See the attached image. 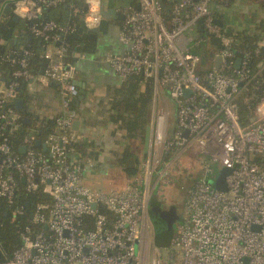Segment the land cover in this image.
<instances>
[{
	"label": "built area",
	"instance_id": "2783aa9c",
	"mask_svg": "<svg viewBox=\"0 0 264 264\" xmlns=\"http://www.w3.org/2000/svg\"><path fill=\"white\" fill-rule=\"evenodd\" d=\"M166 1L171 4L167 20L161 0H134L116 8L123 17L117 39L124 50L104 57L121 81L140 75L143 83H153L149 151L140 172L120 190L90 189L84 183L88 161L72 148L78 143V115L71 103L79 90L76 66L65 61L63 37L74 34L75 27L52 21L31 27L34 37L55 50L54 58L43 53L46 66L38 74L29 72L28 52L22 58L6 55L5 61L19 68L8 83L0 75V199L11 204L21 180L26 192L41 191L52 204L46 214L37 208L31 219L38 228L23 230L21 247L4 264H264V110L241 127L233 104L254 76L246 61L239 59L235 67L231 40L213 22L212 0ZM64 2L18 0L12 13L19 20H38L45 9ZM21 4L28 9L23 15L17 12ZM82 5L83 10L70 5L72 13L86 28H96L101 0H83ZM199 32L221 45L208 60L195 52L203 43ZM19 78L29 82L28 91L55 84L60 102L52 132L42 143L45 151L35 150L30 137L20 146L22 156L9 143L22 120L10 106ZM169 100L175 107L172 128ZM183 169L197 177L168 245L158 246L149 219L152 193ZM223 169L229 171L224 192L214 186Z\"/></svg>",
	"mask_w": 264,
	"mask_h": 264
},
{
	"label": "trees",
	"instance_id": "16d2710c",
	"mask_svg": "<svg viewBox=\"0 0 264 264\" xmlns=\"http://www.w3.org/2000/svg\"><path fill=\"white\" fill-rule=\"evenodd\" d=\"M6 1L10 0H0V8ZM15 1L8 3L11 9H13ZM103 1L105 0H101V2ZM82 2L83 0H66V2L55 7L45 9L43 15L38 20L33 21L19 20L14 22L12 20L14 16L12 12L3 14L0 11V75L4 83L11 81L10 74L19 68L17 65H10L5 61L8 52H13V56L11 55L13 58H22L24 57L23 52H28L27 60L31 64L29 72L33 75L40 73L41 64L45 62L42 58L43 51L48 46V43L43 38L34 37L30 30L31 27L52 21L63 27L74 26L78 30L80 20L77 15L72 13L70 5H76L80 10H83ZM161 2L163 14L167 20L169 19L171 4L166 0H161ZM237 3L252 5L261 3V7L264 8V4L260 0H212L210 5L212 17L221 19L222 9L232 7ZM55 11L60 12L59 16L55 15ZM117 24L121 25V21H118ZM15 29L19 35L16 42L12 43L8 34L10 30ZM199 33L203 43L195 52L200 54L203 60H208L216 49L221 48V45L216 37L204 32ZM224 34L231 40L230 48L235 53V58L246 61L250 75L254 76L248 84H244L240 88V93L236 97L237 99L241 94H245V101L238 107L240 126L245 127L249 123L250 118H259L264 110L263 101L261 100L264 97V46L260 45V39L264 35V21L256 24L254 32L227 33L224 28ZM63 40L68 46L65 61L73 65H75V56L91 53L94 50V42L76 40L71 33L65 34ZM245 55H247L246 58L244 57ZM16 82L14 102L10 106L21 115L22 120L20 121L19 129L9 136V143L14 153L22 156L20 146H22L26 138L34 137L36 140L35 150L42 152V143L52 132L55 116L44 117L40 113L41 103L44 100L43 89L38 88L35 92L36 94H31L28 92V81L19 78L16 79ZM49 87L55 89V95L59 98L58 87L55 84H51ZM119 94L120 96L114 102L113 108L117 111L116 121L119 122V127L127 139V146L115 161L120 167L122 174L128 180L134 178L141 169V154L137 156L132 152V144L135 141L139 145L142 143L145 129L149 125L153 83L151 81L143 83L140 75H130L122 81ZM17 100L23 102L21 110L15 108L14 103ZM71 106L75 110L73 103H71ZM25 118L29 119L27 123L24 122ZM37 141L40 143L39 146L36 145ZM72 148L81 157L84 155V147L81 143L74 144ZM142 156L144 158V154ZM51 204L52 198L41 191L26 192L21 180L18 182L11 204L0 199V264L10 260L13 253L21 247V234L25 228H38L37 225L32 223L31 219L37 208L43 207L40 212L46 214ZM152 204H154V201ZM16 210L21 211V213L12 216V212ZM102 212L105 213L104 210Z\"/></svg>",
	"mask_w": 264,
	"mask_h": 264
},
{
	"label": "crops",
	"instance_id": "0c3cea01",
	"mask_svg": "<svg viewBox=\"0 0 264 264\" xmlns=\"http://www.w3.org/2000/svg\"><path fill=\"white\" fill-rule=\"evenodd\" d=\"M14 1H6L1 6L0 11L3 13L4 7L9 6L8 3ZM102 6L117 8L116 3L111 0L103 1ZM54 13L56 16L60 14L59 11ZM220 20L229 32H254L256 24L264 21V8L258 4L237 3L232 7L222 9ZM118 21L109 22L106 34L100 33L95 40H87L94 42L95 45L91 53L81 54L74 58L76 66L75 81L83 86L77 87L79 90L78 96L85 92L83 99L79 100L77 104L73 103L78 115L74 130L78 142L84 147L82 158L88 161L84 183L90 189L99 192H107L110 189L120 190L127 180L115 161L127 146V139L119 127V122L116 121L117 111L113 108L114 102L120 96L122 81L104 62V57L107 54H121L124 50L117 39L120 27L117 24ZM18 35L16 29L12 30L9 36L10 41L15 43ZM260 45L264 46V35L260 39ZM43 52L49 53L53 58L55 57L54 48L46 47ZM45 66L46 61L41 64L40 69ZM29 88L30 91L28 92L31 94L38 89L34 85ZM43 98L40 113L44 117L57 115L60 102L55 95V89L52 87L43 89ZM151 113L152 104L150 120ZM132 152L137 156L141 154V166L144 159L143 152L136 141L132 144Z\"/></svg>",
	"mask_w": 264,
	"mask_h": 264
},
{
	"label": "water",
	"instance_id": "95a60500",
	"mask_svg": "<svg viewBox=\"0 0 264 264\" xmlns=\"http://www.w3.org/2000/svg\"><path fill=\"white\" fill-rule=\"evenodd\" d=\"M100 16H101V22L99 23V25L96 28L93 29H88L86 28L85 24L83 23V21L81 20L79 22V28L78 30L73 34L74 39H83V40H95L98 34H106L109 28V22L110 21H114V20H119L121 21L123 19V17L117 13L116 9L114 7H104L101 6L100 7ZM11 13V8L9 6H5L3 9V14H9ZM12 20L14 22H18L19 19L17 16H13ZM216 25L223 27L224 24L220 19H214L213 21ZM199 24H201V21H199ZM200 30H201V26H200ZM227 33H229V30H226ZM12 33V30L9 31L8 36H10ZM220 63V60L217 59L216 61V65L218 66ZM240 65V60L237 59L235 62V67L238 68ZM75 85L77 87H83L79 82H74ZM241 87V85H240ZM185 94H188V91L185 92ZM85 95V92H82V94L80 96H78L77 98H73L72 99V103L77 104L79 100L83 99ZM15 108L17 110H21L23 107V102L21 100H17L15 101ZM29 121L28 118L24 119V122L27 123ZM77 125V123L74 124V127ZM150 140H151V127L150 125H148L145 129L144 132V136H143V141H142V152L144 155H147L148 151H149V147H150ZM36 145L39 146L40 143L37 141ZM42 149L43 151H45V146L42 145ZM20 151L23 153L24 152V147L20 148ZM229 173V171L227 170H221L219 172V176L216 179L214 186L217 190L220 191H226V185H225V177L227 176V174ZM155 206V208L153 209V212L149 213L150 215V222L152 224V227L154 229V233L155 232H159V231H171V225H170V216H175L174 211L172 206H170L169 210H167V208L163 207L160 209L159 204L158 203H154L153 204ZM153 206V207H154ZM92 208H95V205L92 206ZM155 211V213H154ZM172 234V233H171Z\"/></svg>",
	"mask_w": 264,
	"mask_h": 264
},
{
	"label": "rangeland",
	"instance_id": "374dc122",
	"mask_svg": "<svg viewBox=\"0 0 264 264\" xmlns=\"http://www.w3.org/2000/svg\"><path fill=\"white\" fill-rule=\"evenodd\" d=\"M111 1H114L116 3L117 8L126 6L130 2H132V0H111ZM260 1H262L264 4V0H260ZM259 5H261V3ZM244 101H245V94H241L240 97H238L237 99L233 101V104L236 105L237 112H238V107L241 106V104ZM168 102H169V111H170V125L172 128L175 122V107L172 101L169 100ZM142 146L143 144L141 143L140 144L141 149H142ZM183 165L187 166V164H184V163ZM185 171L186 170L183 169L180 173H178L169 184L165 186L157 185L155 186L153 190L151 201L149 203V213L153 212V209L155 208V206L152 204V202L154 201V203L159 204V207L160 209L162 208V210H163V207L169 210L170 209L169 207L172 206L174 214H175V216H170L171 217L170 219L171 231L170 232L159 231V232L154 233L155 244L158 246L168 245L172 230L175 226V223L180 221L183 217L184 201L187 197L188 190L192 187L194 180L197 177V173L195 171L193 172L192 170H189V172L186 171L187 173ZM190 172H191V175H188V173ZM209 181L213 182L214 180L209 179ZM149 219H150V215H149ZM151 235H152V232L150 231V236Z\"/></svg>",
	"mask_w": 264,
	"mask_h": 264
},
{
	"label": "clouds",
	"instance_id": "9594fccd",
	"mask_svg": "<svg viewBox=\"0 0 264 264\" xmlns=\"http://www.w3.org/2000/svg\"><path fill=\"white\" fill-rule=\"evenodd\" d=\"M28 11V9L23 5V4H21L19 7H18V9H17V12L19 13V14H21V15H23L25 12H27Z\"/></svg>",
	"mask_w": 264,
	"mask_h": 264
}]
</instances>
